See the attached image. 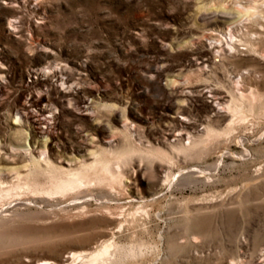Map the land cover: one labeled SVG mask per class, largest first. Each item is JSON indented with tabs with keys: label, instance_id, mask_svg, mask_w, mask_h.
Listing matches in <instances>:
<instances>
[{
	"label": "rangeland",
	"instance_id": "374dc122",
	"mask_svg": "<svg viewBox=\"0 0 264 264\" xmlns=\"http://www.w3.org/2000/svg\"><path fill=\"white\" fill-rule=\"evenodd\" d=\"M0 264H264V0H0Z\"/></svg>",
	"mask_w": 264,
	"mask_h": 264
},
{
	"label": "bare ground",
	"instance_id": "6f19581e",
	"mask_svg": "<svg viewBox=\"0 0 264 264\" xmlns=\"http://www.w3.org/2000/svg\"><path fill=\"white\" fill-rule=\"evenodd\" d=\"M106 254V253H105Z\"/></svg>",
	"mask_w": 264,
	"mask_h": 264
}]
</instances>
